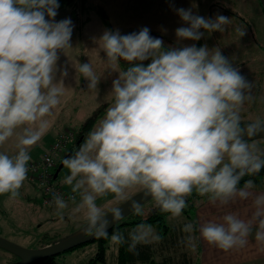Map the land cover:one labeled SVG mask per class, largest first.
<instances>
[{"label": "clouds", "instance_id": "clouds-1", "mask_svg": "<svg viewBox=\"0 0 264 264\" xmlns=\"http://www.w3.org/2000/svg\"><path fill=\"white\" fill-rule=\"evenodd\" d=\"M58 0H0V145L15 136L16 153L0 152V195H19L27 178L30 149L49 129L46 117L60 104L68 76L58 65L60 53L72 47L73 21H57ZM184 25L175 30L177 43L165 46L153 37L148 27L121 34L105 30L97 41L111 72L112 103L103 118L87 133L83 142L62 161L70 175L64 184L71 186L69 199L75 204L71 215L83 213L84 235L110 239L115 245L126 243L125 236L108 229L123 218L119 208L111 219L96 201L112 194L126 198L128 190L142 188L162 212L179 217L187 207L186 197L195 190L226 205L239 197L253 196L252 180L243 188L238 184L245 175L264 169V153L253 137L264 133V122L242 126L240 111L252 99V83L222 54L219 47H197L205 32H224L230 18L193 14L191 9H175ZM203 30V31H202ZM243 37L246 31L237 27ZM120 61L126 62L117 71ZM148 63H145V62ZM87 82V90L98 89L101 77L91 63L76 69ZM59 73L61 79L57 80ZM20 130L19 132L17 130ZM63 219L68 203L59 195L53 201ZM131 210L143 215L141 204ZM251 219L229 213L222 223L207 221L200 225V236L224 251L248 243L253 225L255 240L264 245V194L253 199ZM195 225L186 223L185 233ZM152 225L140 223L128 233V250L137 245L159 242ZM194 237H187L195 251Z\"/></svg>", "mask_w": 264, "mask_h": 264}, {"label": "rangeland", "instance_id": "rangeland-1", "mask_svg": "<svg viewBox=\"0 0 264 264\" xmlns=\"http://www.w3.org/2000/svg\"><path fill=\"white\" fill-rule=\"evenodd\" d=\"M179 8L191 9L193 14L206 18H214L209 16L211 8L212 13L223 9H233L236 14L238 13V17L227 15L231 23L225 26L224 32H205L204 37L199 41H183L182 43L189 45L195 43L197 47L206 44L210 49L219 47L222 54L228 57L233 66L252 83V99L246 100L241 108V121L264 122V12L258 0H74L70 6L58 9V15L55 18L57 21L70 18L74 24L72 47L60 53L58 63L63 59L65 63L69 60L68 63L77 65L78 58L81 63H91L96 74L101 77L98 89L94 91L100 94L98 103L104 104L96 107L98 110L95 113L99 116L95 125L103 118L106 108L112 103V81L117 76V73L111 72L105 62V54L100 47L101 42L97 41L98 38L105 30H119L121 34H124L148 27L150 34L158 35L165 46H175L177 43L175 30L178 27L187 26L183 24L175 11ZM236 20L240 22H237V26L246 31L243 37L236 32L237 26L233 23ZM126 66V62L120 61L117 71L123 70ZM86 84L84 80L82 85L85 89H87ZM91 114L84 113V119L81 122ZM81 122L72 124L75 126L68 129L75 133ZM255 144L260 152L264 153V142ZM40 149L41 146H38L36 153H40ZM68 175L70 172L63 165L55 180L63 188L71 191V186L63 182ZM26 187L29 188L30 200L25 193ZM141 189L137 187L128 190L123 200H117L109 194L98 198L96 203L106 214ZM9 197L10 194L0 195V236L23 247H40L44 234L58 239L71 234L86 223L83 213L75 216L70 214L71 209L75 207L71 200H65L68 208L64 210L63 219H61L57 215L54 203L48 206L42 204L40 187L26 180L19 189V195L15 199ZM75 198L76 203H79L80 194L75 193ZM154 204V200L149 198L141 205L142 212L148 211ZM164 222L168 226L177 228L179 235L185 240L184 248L188 249L187 237L193 235L185 233L183 226L191 221L183 213L176 218H172L170 213H167L164 216ZM152 227L157 233V228L153 225ZM117 248L118 245L112 244L109 240L106 249L107 264H116ZM96 249V243L90 242L56 256V261L58 264H85L94 256ZM12 261L13 255L0 248V264H14Z\"/></svg>", "mask_w": 264, "mask_h": 264}, {"label": "crops", "instance_id": "crops-1", "mask_svg": "<svg viewBox=\"0 0 264 264\" xmlns=\"http://www.w3.org/2000/svg\"><path fill=\"white\" fill-rule=\"evenodd\" d=\"M217 14H223L225 16L228 15L231 17L239 16L233 9H223L214 13H212V8L210 9V17H215ZM237 22L239 21H233L236 26ZM68 62L65 63V61L61 59L59 62L60 64L58 63L60 66L66 67L68 70V76L63 78L65 91L63 96L60 97V104L53 109V114L46 117L50 123L49 129L43 135L42 139L30 149L29 154H33L30 160L40 156L50 146L61 130L74 127L75 125L72 124H78L84 119V113L87 112L89 114L97 112L98 108L96 107L104 104L98 103L100 102V94L97 91H89L83 87L82 83L84 79L76 70L81 63L78 58L76 60L77 65ZM59 79H61V77L58 73L57 80ZM17 131L19 132L20 130L18 129ZM249 141L261 144L264 142V138ZM15 143L16 138L14 136L6 141L5 144L0 145V152L14 155L16 153ZM38 146H41L40 153H36V148ZM45 146H47V148H45ZM243 187L244 186L238 188ZM28 189V187L25 188V193L27 194V199L30 200L31 195ZM249 191L253 193V196L248 199H240L237 197L228 204L221 205L218 201L216 203H212L209 198H207L203 203L196 207L193 212V218L197 225L199 240V264H264V245H260L255 240V233L257 231V225L255 224L253 225L252 234L248 237V243L242 248H234L228 251H224L209 244L200 236L199 233V227L201 224L207 221L222 223V217L229 213L236 214L238 218L246 221L251 219L254 212L253 199L256 195L264 194V180L259 186L254 185V187Z\"/></svg>", "mask_w": 264, "mask_h": 264}, {"label": "trees", "instance_id": "trees-1", "mask_svg": "<svg viewBox=\"0 0 264 264\" xmlns=\"http://www.w3.org/2000/svg\"><path fill=\"white\" fill-rule=\"evenodd\" d=\"M258 1L264 12L261 1ZM58 2L60 4L59 9H61L70 6L74 2V0H58ZM153 37H158V35H155ZM98 116L99 114L94 112L86 117V119L79 125V128L75 132L74 143L63 153L62 156L58 158L56 168L69 151H73L83 142L87 133L95 125ZM247 123L251 122L242 121V126L246 125ZM248 180H252L255 186H259L264 180V169H262L257 174L245 175L241 179L237 187L244 186L245 182ZM206 198H208L207 195L201 196L195 190H193L192 194L186 197L187 207L182 211V213L189 219V221H191V223L195 225V229L192 232V235L194 237L193 242L196 245L195 251H193L191 247H189L188 249L184 248L186 245L184 244L185 240L182 239L183 237L179 235L177 228L168 226L164 222V216L167 213L162 212L154 204V206L150 207L148 211L143 212V215H137L133 211L108 229L109 237L114 231H119L124 234L126 240V243H124L123 245H118L116 264H199L198 257L200 248L197 234V225L193 218V212L199 204L206 200ZM140 223H147L155 226L157 228V233L161 237V240L159 242L150 244L137 245L136 251L130 252L128 250L127 242L128 233L131 232L135 228V226ZM47 235L48 234H44V239H42L39 246H43L56 240V238L48 237ZM109 240L110 239L94 237L87 242L64 252L82 247L90 242H95L97 245L96 252L94 256L90 258L85 264H107L106 249ZM58 255L41 257L27 263H20V258L13 255L12 262L14 264H58L56 261V256Z\"/></svg>", "mask_w": 264, "mask_h": 264}, {"label": "water", "instance_id": "water-1", "mask_svg": "<svg viewBox=\"0 0 264 264\" xmlns=\"http://www.w3.org/2000/svg\"><path fill=\"white\" fill-rule=\"evenodd\" d=\"M260 1H261L263 8H264V0H260ZM132 32H138V31L126 32L124 34H129ZM151 35L155 36V34H151ZM260 138H264V133L260 134L259 136L253 137L250 140H255V139H260ZM71 153H72V151H69L65 155V157H67ZM63 159H62V161H63ZM62 161L59 163L58 167L56 168V170L54 172V178L57 177L60 169L63 166ZM149 198L150 197H145L144 190L141 189L140 191L135 193L133 196H131L130 198H128L127 200H125L119 206H117L115 208H119L122 211L123 218H124L128 214L133 212V210H131V207H130L131 203L133 201H137L142 205ZM106 215L109 217V219H111V215H112L111 211L106 213ZM120 220H118V221H120ZM118 221H116L113 225H115ZM85 224L83 226H81L80 228H78L76 231L72 232L71 234H68L64 237L58 238L51 243L45 244V245L37 247V248H26V247H23V246L15 243L13 241H10V240L0 236V248L11 253V254H13V255H15V256H17V257H19L20 263H27V262H30V261H33L35 259L45 257V256H50V255L55 256V255H58V254L66 251V250H69L73 247L79 246V245L87 242L88 240L94 238V236L84 235L82 233V229L84 228Z\"/></svg>", "mask_w": 264, "mask_h": 264}, {"label": "built area", "instance_id": "built-area-1", "mask_svg": "<svg viewBox=\"0 0 264 264\" xmlns=\"http://www.w3.org/2000/svg\"><path fill=\"white\" fill-rule=\"evenodd\" d=\"M75 133L71 129L61 130L50 146L37 158L28 162L26 181L40 187L43 205H50L59 195L65 200L75 196L72 191L63 188L54 178L57 160L74 143Z\"/></svg>", "mask_w": 264, "mask_h": 264}]
</instances>
